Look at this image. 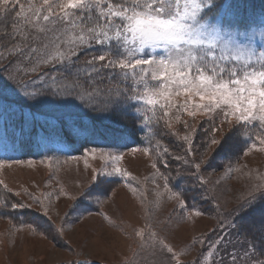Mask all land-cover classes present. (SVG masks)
I'll use <instances>...</instances> for the list:
<instances>
[{
	"label": "snow or ice",
	"instance_id": "1",
	"mask_svg": "<svg viewBox=\"0 0 264 264\" xmlns=\"http://www.w3.org/2000/svg\"><path fill=\"white\" fill-rule=\"evenodd\" d=\"M237 13L228 0H43L39 7L31 0H0V41L7 39V44L0 43V119L7 127L18 116L23 135L25 128L30 132L37 123L38 115L25 112L23 106L42 101L79 108L102 119L113 114L131 119L141 132L161 121L171 129L172 110L177 113L176 123L182 122L181 112L189 117L209 115L213 127L199 149H193L188 133L182 137L188 145L183 155L161 147L159 139L154 147L131 149L151 159L153 205L173 202L179 221L199 217L203 212L188 204L186 193L191 189L180 182L187 178L193 187L198 185L202 199L209 201L208 181L201 173L217 153L230 152L249 140L253 141L249 150H264L260 148L264 145V19L245 25ZM92 49H99L100 54L90 55L77 66L80 53ZM48 68L52 71H44ZM109 69L108 80L119 79L105 91L100 84ZM177 97L182 99L177 101ZM56 120L68 124L63 117ZM72 126L77 132L90 130L82 121L74 120ZM84 156L101 163L99 167L85 163L86 168L92 167V175L78 193L67 195L60 190L74 203L68 205L61 224L52 229L54 236L64 234L63 224L69 216L87 211L81 207L85 198L87 206L102 204L100 197H107L116 178L130 191H139L132 184L138 178L122 167L124 156L119 151L92 148L85 149ZM170 160L180 162L174 175ZM228 170L233 169L229 166ZM24 191L31 203L0 197V212L14 217L18 210L35 206L48 216L50 205L44 200L50 201L52 194L41 198ZM229 215L233 219L228 227L243 236L239 250L234 246L229 252L231 242L219 236L208 245L204 260L207 264H264V250L258 247L264 245V174H257ZM26 226L48 238V228L31 222ZM133 231L140 238L138 250L149 251L153 258L163 257L161 264H181L184 253L154 230L151 215L143 228ZM192 243L203 248L205 238L194 237Z\"/></svg>",
	"mask_w": 264,
	"mask_h": 264
},
{
	"label": "rangeland",
	"instance_id": "2",
	"mask_svg": "<svg viewBox=\"0 0 264 264\" xmlns=\"http://www.w3.org/2000/svg\"><path fill=\"white\" fill-rule=\"evenodd\" d=\"M31 2L37 7L43 4V0H31ZM5 22L8 23V20ZM258 40L257 37L256 42ZM14 99L23 103L19 97ZM181 99L176 98L177 101ZM30 107H36L53 115L68 112L66 107L47 101ZM70 109L75 114L85 112L75 107ZM176 114L175 110H172L171 129L161 121L158 131L156 130L152 137L150 125L147 128L148 134L143 138L142 146L125 150L116 147L103 149L119 151L123 154L124 159L121 165L138 178L139 182L133 181L132 184L139 191L135 193L130 191L123 180L116 178L117 183L111 186L107 197H100L102 204L93 202L87 206L86 198L81 202V207H87V211L69 216L67 221H64L62 236H54L52 229L61 224L68 205L74 202L66 195H61L60 190L64 189L67 195L78 193L80 187L90 180L92 167H99L101 161L93 160L91 156L85 157L84 151L73 157H61L58 154L48 156L53 157L51 160L48 157L20 159L16 158L15 154L12 156L8 143L4 142V146L0 145V158L3 159L0 162V197L10 202L28 204L31 202L25 189L27 193L41 198H43L42 194H52L50 201L44 200L45 204L50 205L48 216L37 211L35 206L17 211L25 216L23 228L21 222L8 218L10 215L0 212V264H78V262L80 264H161L163 257L153 258L149 251L137 249L140 238L135 236L133 230L143 228L150 215L154 230L161 236H166L175 249L184 253L180 257L181 264H207L204 257L207 255L208 245L216 241L219 236H223L225 242H231L227 244L229 252L234 246L238 251L243 242V236L237 235L236 229L228 227L233 219L229 213L247 193L250 185L255 182L257 174H264V150H249L253 143L249 140L246 143L247 147L242 149V153L236 160H228V158L236 154L239 146L230 152L222 150L217 153L211 166L201 173L208 181L206 187L210 190L209 201L202 199V190L198 185L193 187L192 182L187 178L182 180L180 184L191 189L186 193L190 197L188 204L199 208L203 215L191 220L179 221L178 212L173 211V202L165 200L159 207L153 205L154 197L151 190L154 184L149 179L153 172L151 159L141 151L135 153L131 151L133 148L150 145L154 147L156 140L159 139L161 147L166 144L172 154L183 155L184 149L188 147L182 139L185 133L190 134L193 149H199L197 143L200 140L199 135L204 133V130L207 132L208 127L211 130L213 118L203 113L189 117L186 112H181L179 115L182 122L176 123L174 119ZM184 122H187V128ZM215 122L218 123V120ZM173 130L178 132V135H171ZM157 134L158 137H156ZM107 140L122 143L117 137L107 138ZM260 148L264 149V145ZM222 158H225L223 166L220 165ZM86 162L92 167L86 168ZM169 162L174 175L175 170L180 167V162L175 160ZM229 166L233 169L232 171L228 170ZM79 199L77 197V200ZM216 205H219V209ZM99 213L106 214L109 219L106 220ZM28 222L33 223V226L48 228V238L39 232L31 231L26 226ZM194 237L205 238L203 248L199 243H192ZM258 247L264 250V245H258ZM223 248L224 245H221V252Z\"/></svg>",
	"mask_w": 264,
	"mask_h": 264
},
{
	"label": "trees",
	"instance_id": "3",
	"mask_svg": "<svg viewBox=\"0 0 264 264\" xmlns=\"http://www.w3.org/2000/svg\"><path fill=\"white\" fill-rule=\"evenodd\" d=\"M231 1L238 9L237 19L241 24L247 22L249 24L253 23L264 15V0ZM8 23H10V20H8ZM0 43L7 44V39L5 38L3 41H0ZM92 54L99 55V49L89 50L88 53L81 52L79 60L77 61V66L82 65V62L88 59ZM44 71L51 72L52 69L48 68ZM110 73V69L103 73L104 80L103 83L100 84V87L105 91L108 88H114L119 79L118 77H114L110 82L108 80V75ZM16 103L23 106V103L17 101ZM23 110L25 112L32 111L38 114L37 123L32 127L30 132L25 128L23 135L20 131L21 121L18 116L11 118L8 121L7 127L5 126L4 120L0 119V135L2 133L4 134L3 138H6L11 143L13 153L20 159L48 157L54 154H58L61 157H73L80 155L85 149H111V147H116L117 144L120 145L118 147L120 150H125L132 147L142 146L144 144L143 138L148 134L147 128H145L143 132L138 131L139 125L137 123H134L131 119H124L117 115H112L109 119H102L92 113H72L70 108H67V113L60 115L49 114L36 107L29 106H23ZM68 113H71V115H68ZM56 117H63L64 120L68 121V124L63 125L62 121L61 123H57ZM84 117L88 118L87 121L90 130L75 131L72 126L73 121L83 122ZM158 128L159 125L155 122L151 124L150 129L153 133L156 130L158 131ZM207 129V132L204 130V133H200L199 135L200 138L198 139L200 140L197 142L198 148H200L199 146L208 139L210 128L208 127ZM4 130H6V133H4ZM1 131L3 132L1 133ZM153 133H151V137ZM125 135L129 136L126 142L124 141ZM112 137L121 139L122 143L107 140V138ZM156 137H158V134ZM129 140H132L133 145L129 146ZM165 146L167 145L165 144ZM238 146L240 147L239 150L236 151V154L231 158L229 157L230 159L228 158V160H236V158L242 153V149L247 147L246 143H241ZM2 161L3 159L0 158V162ZM224 161L225 158L220 159V165L223 166ZM171 183L175 185L176 180L173 179ZM8 218L21 222L24 221L25 216L16 213L14 214V217L9 216Z\"/></svg>",
	"mask_w": 264,
	"mask_h": 264
}]
</instances>
